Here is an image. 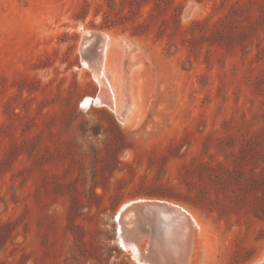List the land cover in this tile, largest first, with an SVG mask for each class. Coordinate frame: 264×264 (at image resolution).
<instances>
[{
    "label": "rangeland",
    "instance_id": "obj_1",
    "mask_svg": "<svg viewBox=\"0 0 264 264\" xmlns=\"http://www.w3.org/2000/svg\"><path fill=\"white\" fill-rule=\"evenodd\" d=\"M107 32L136 125L86 104ZM142 200L196 218L202 264L264 256V0H0V264H137Z\"/></svg>",
    "mask_w": 264,
    "mask_h": 264
},
{
    "label": "bare ground",
    "instance_id": "obj_2",
    "mask_svg": "<svg viewBox=\"0 0 264 264\" xmlns=\"http://www.w3.org/2000/svg\"><path fill=\"white\" fill-rule=\"evenodd\" d=\"M121 41L107 32L99 36H92L84 43L83 53L90 57L92 62L90 63L88 60H83V62L86 67L92 69L94 78L100 86V94L97 99L90 100L86 104L88 107L91 104L98 105V107H108L123 125L128 123L132 126L136 125L142 108L137 104V107L132 109V106L127 104L128 91L126 90L124 73L120 67L118 71L112 67L115 47ZM93 45L95 46V53ZM126 45L128 43L125 42L124 46ZM116 65L119 66V64ZM143 202L149 201L142 200L125 204L116 217L119 224L120 244L123 245V248L128 249L134 261L137 264H202L206 255L202 225L190 212L177 204L167 202L180 209L185 214L184 218H179V214L173 210H165L164 213L169 212V215H164V219L159 220L156 224L157 216L154 211L150 214L153 219L150 228L158 233L155 237L137 236L134 227L137 225L135 206ZM174 230L182 231L180 246L176 243L178 235H174ZM125 233H127V238L124 239ZM176 233L178 234V232ZM253 264H264V256Z\"/></svg>",
    "mask_w": 264,
    "mask_h": 264
},
{
    "label": "water",
    "instance_id": "obj_3",
    "mask_svg": "<svg viewBox=\"0 0 264 264\" xmlns=\"http://www.w3.org/2000/svg\"><path fill=\"white\" fill-rule=\"evenodd\" d=\"M96 35L99 36L100 34H96ZM135 207H136L135 208V214H136L135 222L137 223V225H135L134 227H135L137 236L155 237V235L158 233V232H155L154 229L150 228L151 221L153 220L150 214L154 213V211L156 212L155 214L157 216L156 224H158L159 220L164 219L163 218L164 215L165 216L169 215V212L164 213L165 210L166 211L173 210L174 212H176V214H179L178 215L180 216L179 218L181 217L184 218L185 216V214L180 209L164 201L143 202L141 204H137Z\"/></svg>",
    "mask_w": 264,
    "mask_h": 264
},
{
    "label": "trees",
    "instance_id": "obj_4",
    "mask_svg": "<svg viewBox=\"0 0 264 264\" xmlns=\"http://www.w3.org/2000/svg\"><path fill=\"white\" fill-rule=\"evenodd\" d=\"M254 185H256V187H257V186H260V183L255 182Z\"/></svg>",
    "mask_w": 264,
    "mask_h": 264
}]
</instances>
